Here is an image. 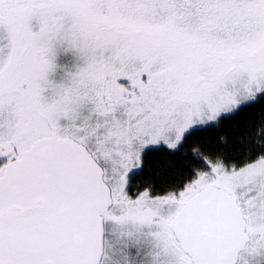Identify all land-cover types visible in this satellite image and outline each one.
Here are the masks:
<instances>
[{
	"label": "snow or ice",
	"instance_id": "obj_1",
	"mask_svg": "<svg viewBox=\"0 0 264 264\" xmlns=\"http://www.w3.org/2000/svg\"><path fill=\"white\" fill-rule=\"evenodd\" d=\"M0 264H264V0H0Z\"/></svg>",
	"mask_w": 264,
	"mask_h": 264
},
{
	"label": "trees",
	"instance_id": "obj_2",
	"mask_svg": "<svg viewBox=\"0 0 264 264\" xmlns=\"http://www.w3.org/2000/svg\"><path fill=\"white\" fill-rule=\"evenodd\" d=\"M227 132H228V129H225L224 134H227ZM208 138H209L210 142L215 139V137H213L211 134H209ZM149 163H150L151 168L161 169V168L165 167L167 161H165L164 158L161 156H155L154 155L150 158Z\"/></svg>",
	"mask_w": 264,
	"mask_h": 264
}]
</instances>
